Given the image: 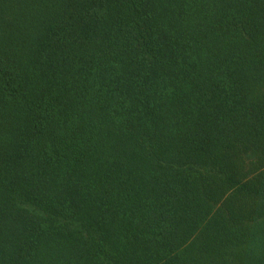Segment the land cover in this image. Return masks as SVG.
<instances>
[{"label":"trees","instance_id":"trees-1","mask_svg":"<svg viewBox=\"0 0 264 264\" xmlns=\"http://www.w3.org/2000/svg\"><path fill=\"white\" fill-rule=\"evenodd\" d=\"M0 264H264V0H0Z\"/></svg>","mask_w":264,"mask_h":264}]
</instances>
